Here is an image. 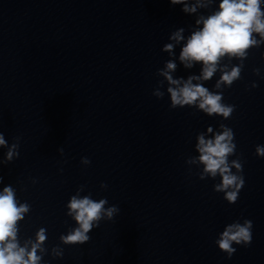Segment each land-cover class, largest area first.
<instances>
[{
    "label": "clouds",
    "instance_id": "clouds-1",
    "mask_svg": "<svg viewBox=\"0 0 264 264\" xmlns=\"http://www.w3.org/2000/svg\"><path fill=\"white\" fill-rule=\"evenodd\" d=\"M210 0H196V3L189 6L187 0H170L172 5H183L185 13H195L197 7H207ZM197 25L202 27L194 31L181 49L179 60L186 68H191L195 63L203 65L199 76H189L187 80L174 79L171 72L176 69V64L167 62L166 70L161 71V75L168 81L170 87L167 91L171 97V107L177 106H197L209 116L219 115L228 119L235 106L222 103L221 93L210 92L201 83L193 81L210 80L218 70L221 58L240 57L247 55L248 49L264 42V11L261 9V0H220L219 9L206 18L201 16L196 20ZM183 29L174 32L170 39L179 43L184 40ZM255 34H259L258 41ZM174 45H165L164 51L171 52ZM222 75L215 87L219 89L221 85L231 86L234 80L240 77L241 67L234 66L231 71L220 69ZM255 71H259L258 69ZM156 96L162 97L163 93L157 91ZM222 131L217 132L212 138H205L203 133L197 137L196 150L199 152L198 158L192 162L203 165L200 179L211 177L215 179L218 175L220 183L214 185L215 192L224 193V199L230 204L238 200V194L244 186L243 175L234 174L231 169L235 167L242 173L243 165L237 161L229 162V157L235 154L236 144L233 130L224 124L220 125ZM209 133L213 132L212 127H208ZM0 146H7L2 133H0ZM16 144H13L8 152L7 159L11 160L14 155ZM256 155L264 157V146H256ZM84 163H90L84 158ZM106 199L94 201L88 196L82 198L72 196L68 204V215L72 216L79 227L75 228L66 236H62L64 243H84L89 240L88 233L98 222L107 216L112 218L118 209L113 206L105 209ZM27 203L19 204L16 194L11 186H6L0 192V264H39L41 259L37 255L43 242L46 240L45 230L40 229L36 234V241L30 242L31 248L27 245L21 246L17 240L18 222L24 218V214L29 211ZM252 221L244 220L243 224L235 222L229 224L220 234L216 241L219 249L227 254L229 258L235 253L233 244L247 246L252 240Z\"/></svg>",
    "mask_w": 264,
    "mask_h": 264
}]
</instances>
